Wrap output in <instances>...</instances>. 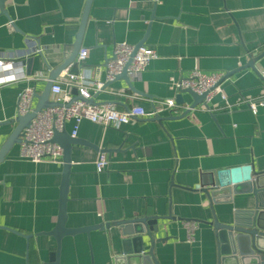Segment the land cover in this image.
<instances>
[{
  "label": "crops",
  "instance_id": "crops-1",
  "mask_svg": "<svg viewBox=\"0 0 264 264\" xmlns=\"http://www.w3.org/2000/svg\"><path fill=\"white\" fill-rule=\"evenodd\" d=\"M86 3L6 0L16 27L0 15L2 72L20 76L19 51L29 43L37 48L31 75L0 86L1 144L17 125L20 92L31 86L41 93L72 53ZM120 42H144L157 57L131 76V85L124 78L109 82L93 95L96 103L153 111L159 100H177L175 82L195 69L230 74L220 82L227 100L216 94L209 108L183 117L180 108L120 126L83 121L76 137L88 143L72 147L66 226L107 227L64 236L59 264H125L117 259L127 238L120 223L139 218L158 219L146 248L159 264H221L213 222L245 221L256 200L226 189L213 195L212 183L226 188L231 179L264 173V103L256 112L249 106L264 99V55L255 68L248 65L264 52V0H92L81 40L89 51L77 79L105 81L107 58ZM69 77L63 70L57 79L72 97ZM183 98L180 105L193 103L190 94ZM73 125L66 124L69 133ZM20 147L14 144L0 163V264H54L58 244L45 232L58 222L63 163L33 162ZM100 153L108 164L97 172ZM188 222L196 223L192 238Z\"/></svg>",
  "mask_w": 264,
  "mask_h": 264
},
{
  "label": "water",
  "instance_id": "water-1",
  "mask_svg": "<svg viewBox=\"0 0 264 264\" xmlns=\"http://www.w3.org/2000/svg\"><path fill=\"white\" fill-rule=\"evenodd\" d=\"M6 0H0V15H5L10 21L13 27H16L9 12L5 9ZM92 0H87L79 34L74 44L72 53L65 59V61L58 66L49 77L46 86L41 93L36 92L35 99L36 104L32 112L21 116L18 115L15 122L17 123L15 129L11 135L0 146V163L4 160L5 156L11 150V148L17 142H21V134L24 128L28 127L30 122L36 115L45 108L53 107L57 105L70 106L75 100L83 99L79 95V92L75 86L72 87V98L69 102L63 104L60 102H54L50 100V92L54 81L58 75L67 70L69 76L77 77L80 73V65L76 61L78 52L81 49V40L85 29V24L88 18L89 9ZM144 42H140L135 46V50L144 46ZM35 43L27 46L26 49L20 50L18 54V60L16 66H21L25 75H31V67L36 53ZM264 55V52L252 58L249 62V66L255 68V62ZM20 58V59H19ZM110 58H107L109 60ZM131 60L123 68L122 72L116 76L115 80L124 78L129 85H131V76L128 73V66ZM230 74H226L228 77ZM223 78V79H224ZM222 79V80H223ZM109 84L106 83L105 86ZM132 87V86H131ZM133 88V87H132ZM134 90V89H133ZM135 91V90H134ZM188 93L193 99V103L190 105V109L180 116H186L193 109H196L200 105H204L209 108V104L206 100V93L198 94L192 89L182 90L177 96V102L179 104L184 103L183 94ZM90 103H96L93 99ZM176 118V117H173ZM54 142L60 144L63 148V171L61 182V196H60V211L57 225L49 232H45L47 235L55 237L58 248L56 252L52 253L51 259L54 264H59L60 248L62 238L66 235H74L81 232L89 233L93 229L101 228L105 229L107 226L95 225L85 226L79 228H69L66 226L67 222V201H68V189H69V177L72 168V147L75 144H86L85 140L79 137H73L67 129L62 131L55 130L52 139ZM100 152H107L100 150ZM224 184H221L219 180H215L211 186V193L223 191L226 189L229 193L241 194V193H253L256 206L254 210H251L247 214L245 221L238 219L233 224L221 223L218 220L213 222L214 228L218 232V238L220 243L221 264H264V173L258 174L255 177H246L244 182L237 179H231L228 186L223 188ZM222 187V188H221ZM121 228L123 229V235L127 238L122 240L123 253L117 259L125 264H159L154 254L150 249H147L148 244H153L154 233L159 231L157 218H139L136 221L121 222ZM135 235V236H132Z\"/></svg>",
  "mask_w": 264,
  "mask_h": 264
},
{
  "label": "built area",
  "instance_id": "built-area-1",
  "mask_svg": "<svg viewBox=\"0 0 264 264\" xmlns=\"http://www.w3.org/2000/svg\"><path fill=\"white\" fill-rule=\"evenodd\" d=\"M38 50V49H37ZM87 48H81L77 54L76 61L83 62L88 55ZM157 57L155 49L149 46H141L135 50V46L127 42H120L114 46L113 56L107 60V70L105 81L101 80H83L79 81L77 77L70 76L67 84L72 89L75 86L79 95L83 99L75 100L70 106L57 105L42 109L35 118L32 119L29 126L24 128L20 136L21 155L33 162L50 161L54 163H63V148L60 144L54 142L53 136L55 130L62 131L66 129V124L73 121V129L71 135L76 137L80 124L89 120L104 126H120L128 123L135 118H153L158 117L162 112H175L180 108L184 110L190 109V105L182 106L178 104L176 97L163 99L158 101V106L153 111L147 112L142 106H132L127 109H118L110 102L90 103L93 95L104 89L106 83L115 80L126 64L131 60L128 66V73L134 77L146 70L149 63ZM5 60L0 56V86L13 80L25 78L24 73L16 77L11 71L2 72L5 66ZM37 75L36 77H39ZM223 74L211 73L207 74L198 69L184 79H180L174 84L176 93L182 90L192 89L198 94L207 92L206 100L209 102L213 96L220 94L223 99L227 100V96L223 92L220 85ZM37 90L31 86L25 87L19 95L18 115L24 116L33 111L35 107V94ZM71 95L67 88L63 86L61 80L56 79L52 85L50 92V100L54 102L67 103L71 100ZM264 103V99L251 101L249 106L252 111L256 112L259 105ZM1 146V138H0ZM97 172L106 169L108 158L104 153H100L94 161ZM190 238L193 236V230L196 227L195 222L187 223Z\"/></svg>",
  "mask_w": 264,
  "mask_h": 264
}]
</instances>
